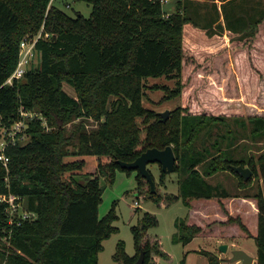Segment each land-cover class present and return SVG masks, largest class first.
Returning <instances> with one entry per match:
<instances>
[{"label": "trees", "instance_id": "obj_1", "mask_svg": "<svg viewBox=\"0 0 264 264\" xmlns=\"http://www.w3.org/2000/svg\"><path fill=\"white\" fill-rule=\"evenodd\" d=\"M79 1L92 4L90 16L69 15L52 0H0V131L22 118L21 108L35 114L25 130L28 140L18 136L8 142V168L0 163V195H15L33 213L11 222L9 202L0 200V264H99L104 240L117 230L113 209L99 216L100 179L112 184L117 170H135L117 160L133 161L148 148L172 145L176 154L173 171L180 174V190L168 203L182 198L189 207L195 199L241 196L209 180L230 172L240 189L250 186L252 177L245 180L235 165L249 166L264 183V150L255 156L246 151L252 145L242 144L264 140V115L228 117L177 106L163 121L143 103L147 88L165 91L160 102L183 93L185 24L192 22L211 36L227 30L246 41L264 21V0H227L221 5L225 25L218 23V29V7L217 15L202 23L191 14V0H178L177 10L169 14L163 0ZM40 31L39 65L6 84L17 67L22 40ZM150 76H166L176 85L148 86ZM91 121L95 126L89 127ZM161 171L164 184L166 172ZM137 180L140 198L146 197L145 180L154 200H166L138 171ZM243 196L257 199V234L239 216L225 223H237L254 238L255 264H264V188ZM155 224L154 215L146 212L132 226L136 252L130 255L120 241L117 264H134L141 251L144 264H156L154 254L166 252L158 239L145 238ZM178 226L174 240L185 244L203 231L202 225L186 220ZM198 252L209 264H222L218 254Z\"/></svg>", "mask_w": 264, "mask_h": 264}, {"label": "rangeland", "instance_id": "obj_2", "mask_svg": "<svg viewBox=\"0 0 264 264\" xmlns=\"http://www.w3.org/2000/svg\"><path fill=\"white\" fill-rule=\"evenodd\" d=\"M191 1L193 2L191 14H194L196 20L204 23L207 16L217 15L215 7L217 6L220 16H218V22L214 23V27L218 29V23L225 25L221 5L227 0ZM240 1L242 0H237V2ZM163 2L166 14L177 10L178 0H164ZM52 3L72 16H76L80 12L88 17L92 11V4L86 1L52 0ZM198 12L202 13L199 17ZM184 48L183 93L178 97L160 102L165 91L147 88V96L143 99L146 107L159 113L169 110L168 118L170 112L177 106L187 107L189 112L220 114L228 117L264 115V21L259 25L257 34L246 41H240L236 35L227 30H223L222 34L211 36L206 33V29L189 22L184 26ZM33 62L34 66H38L40 58L38 63L37 60ZM175 83L174 79H169L166 76H150L147 81L148 86L165 84L171 88L175 87ZM66 87L71 93H74L71 87ZM33 117L34 114L24 118L25 123L20 130L16 131L12 142H15L18 136H21L24 141L28 140L25 130L29 119ZM92 126H95L93 121L89 124V127ZM5 129L4 127L0 131V148L3 146V142L11 141V137L6 136ZM243 143L252 145L251 149L247 148L246 150L248 154L253 153L258 156L264 150V140L259 141V145H254L251 139L242 141ZM148 168L154 176L155 191L166 200L160 202L154 200L145 180L146 192L144 194L146 197L140 198L136 170H117L115 181L112 184L103 177L100 179L104 191L99 205V216L103 217L113 209L117 214L113 222L117 226V230L104 240V248L99 254V264H117L114 254L120 241L124 242L126 251L130 255L136 252L132 226L138 224L146 212L154 215L156 224L149 228L145 238L150 239L153 243L158 239L163 250L168 254H154L153 263L181 264L185 258L186 264H209L208 257L197 250L201 249L218 254L223 259L222 264H240V261L231 260L232 251L237 248L246 250L255 257V262L257 261V245L253 237L247 233L245 234L239 229L238 232L234 230L229 238L224 239L219 236L220 228L216 225L217 221L212 220V217H206V211L217 208L216 202L214 204L211 201H206V206H204L205 200L195 199L188 207L184 200L179 198L168 203L170 195L179 193L180 174L177 171L166 173L163 184L160 181L161 165L150 163ZM209 180L221 182L233 193L242 194L241 196L247 191L254 193L258 186L264 188L263 178L255 175L252 176L250 186L241 187V189L237 177L230 172H219L209 177ZM249 198L255 199L258 208L257 199L253 196ZM137 199L140 200L139 204H136ZM234 203L235 206L239 205L235 201ZM251 205V201H245L243 212H246L247 224L253 227L255 211ZM242 206L241 204L240 208ZM252 206L254 208V205ZM181 220L203 226V231L187 244L174 240ZM223 243H228L226 252L220 250Z\"/></svg>", "mask_w": 264, "mask_h": 264}, {"label": "water", "instance_id": "obj_3", "mask_svg": "<svg viewBox=\"0 0 264 264\" xmlns=\"http://www.w3.org/2000/svg\"><path fill=\"white\" fill-rule=\"evenodd\" d=\"M162 120L165 121L169 116V110L160 112ZM118 163L123 168L135 169L140 172L151 184L153 192L155 191V180L152 172L148 168L150 163H158L166 173H170L174 170L177 158L174 152L173 146L168 145L165 148L152 147L144 151L133 161H125L118 159ZM234 169L245 180H248L253 176V170L249 166L235 165ZM222 252L228 250V243H223L220 246ZM232 261H240V264H254L255 257L242 248H237L232 251ZM134 264H144V251H141L139 258Z\"/></svg>", "mask_w": 264, "mask_h": 264}, {"label": "built area", "instance_id": "obj_4", "mask_svg": "<svg viewBox=\"0 0 264 264\" xmlns=\"http://www.w3.org/2000/svg\"><path fill=\"white\" fill-rule=\"evenodd\" d=\"M42 35H43L42 31H40L38 34L32 37L26 36L22 40L17 67L6 80V84L13 85L15 81L21 79L29 69L36 67L33 65L34 60H37V63L39 61V53L36 50V42L40 37H42ZM32 113L26 111L24 108H21L22 118L16 121L14 124H12L10 128L5 127L6 128L5 134L6 136L11 137L10 139L11 141H7V143L5 142L2 143L3 146L0 148V163L4 165L6 168H8L10 157L5 153V147L7 146L8 142H12L14 140L15 134L17 133L16 131L20 130L24 125L25 123L24 118L28 115L34 114ZM44 123H46V121H44ZM0 200L9 202L8 213L11 222H13L17 216L21 219H26V218H30L33 215L32 212L23 209L22 203L17 202L16 201L17 197L13 194L10 195L1 194ZM136 204H139L137 200H136Z\"/></svg>", "mask_w": 264, "mask_h": 264}, {"label": "crops", "instance_id": "obj_5", "mask_svg": "<svg viewBox=\"0 0 264 264\" xmlns=\"http://www.w3.org/2000/svg\"><path fill=\"white\" fill-rule=\"evenodd\" d=\"M201 200H205L203 203L204 206H206V204H205L206 201L207 202L211 201L214 204L216 202L217 208H214V210L206 211L207 212L206 217H209V218L212 217V220L217 221L216 225H218V227L220 228L219 236L221 238H224V239L231 237L234 230H237V232H238V230L240 229L242 232H244L237 223H225V222L228 221L229 217H238L239 216L247 224V221L245 219L246 218V216H245L246 212H243V210L245 209V201H251L252 205H254V208L252 205H251V207L255 211V218H254V221L252 222L253 227H251L249 224H247V226L249 227L251 234L253 236H255L257 234V232H258V210L259 209L257 208V206L255 204V199H252L249 197L247 198L244 196H240V197L235 196L234 198L226 197V198H221V199L215 198L212 200H208V199H201ZM234 201L237 202L239 205L235 206ZM222 204H223V206H222ZM241 204L243 206L240 208ZM244 233L246 234V232H244ZM197 250L199 251L201 249H197ZM158 264H161V263L158 262Z\"/></svg>", "mask_w": 264, "mask_h": 264}]
</instances>
